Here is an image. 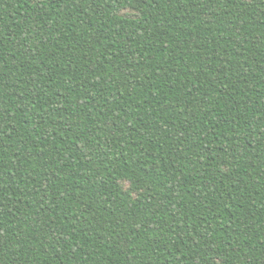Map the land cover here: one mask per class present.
Returning a JSON list of instances; mask_svg holds the SVG:
<instances>
[{"label": "trees", "instance_id": "16d2710c", "mask_svg": "<svg viewBox=\"0 0 264 264\" xmlns=\"http://www.w3.org/2000/svg\"><path fill=\"white\" fill-rule=\"evenodd\" d=\"M0 264H264V0H0Z\"/></svg>", "mask_w": 264, "mask_h": 264}]
</instances>
